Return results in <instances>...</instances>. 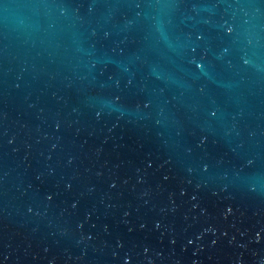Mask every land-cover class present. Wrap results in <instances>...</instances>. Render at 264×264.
<instances>
[{
    "label": "water",
    "instance_id": "water-1",
    "mask_svg": "<svg viewBox=\"0 0 264 264\" xmlns=\"http://www.w3.org/2000/svg\"><path fill=\"white\" fill-rule=\"evenodd\" d=\"M0 264H264V0H0Z\"/></svg>",
    "mask_w": 264,
    "mask_h": 264
}]
</instances>
